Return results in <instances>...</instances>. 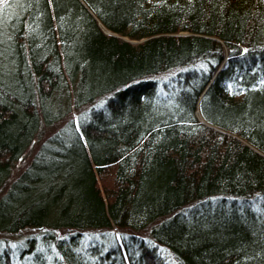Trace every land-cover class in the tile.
Here are the masks:
<instances>
[{"label": "trees", "instance_id": "obj_1", "mask_svg": "<svg viewBox=\"0 0 264 264\" xmlns=\"http://www.w3.org/2000/svg\"><path fill=\"white\" fill-rule=\"evenodd\" d=\"M0 264H264V0H0Z\"/></svg>", "mask_w": 264, "mask_h": 264}, {"label": "rangeland", "instance_id": "obj_2", "mask_svg": "<svg viewBox=\"0 0 264 264\" xmlns=\"http://www.w3.org/2000/svg\"><path fill=\"white\" fill-rule=\"evenodd\" d=\"M28 161H29V157L28 158H26L25 160H21L19 163V171H21V170H23L24 168H25V166L27 165V163H28ZM19 171H18V173H19Z\"/></svg>", "mask_w": 264, "mask_h": 264}]
</instances>
